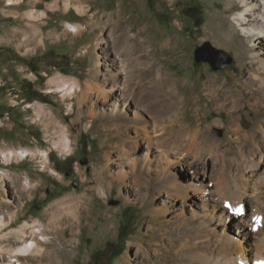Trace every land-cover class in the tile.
Masks as SVG:
<instances>
[{
	"label": "rangeland",
	"instance_id": "374dc122",
	"mask_svg": "<svg viewBox=\"0 0 264 264\" xmlns=\"http://www.w3.org/2000/svg\"><path fill=\"white\" fill-rule=\"evenodd\" d=\"M244 8L243 0H0V152H31L0 158V264H221L238 251L264 264V40L255 47L234 34ZM114 13L144 46L120 40ZM206 42L233 61L197 62ZM160 75L176 81L182 109L159 106ZM70 194L89 198L81 221L47 228L48 209ZM212 214L229 225L213 231ZM33 226L47 239L33 238ZM31 240L35 248L14 262Z\"/></svg>",
	"mask_w": 264,
	"mask_h": 264
},
{
	"label": "bare ground",
	"instance_id": "6f19581e",
	"mask_svg": "<svg viewBox=\"0 0 264 264\" xmlns=\"http://www.w3.org/2000/svg\"><path fill=\"white\" fill-rule=\"evenodd\" d=\"M244 2V9L239 11L238 13H236L235 16V21L237 23V25L240 26V29L242 30V32H239L238 30H234V34L238 35L241 33V35L243 36H251L253 37V46H258L261 43V40H264V0L262 1H254L253 3L250 0H243ZM117 13V12H116ZM116 13L109 15L111 18L109 19L108 22H110L111 24H115L118 23L117 21H119L120 25L115 26L114 27V33L117 31H120V40L121 41H125V40H131L134 39V42H137L138 44H141L142 46H144L146 44V40H142L139 38V36L137 35L136 37H132L133 35L126 29V26L124 25L125 23H123L122 18L117 15ZM114 18H117V20H115L114 23ZM69 26L71 27V30L77 31L79 29V24H69ZM252 28H251V27ZM116 28H118L116 30ZM113 33V34H114ZM154 67H156V65H154ZM155 83H154V87H155V93H157V96L159 97V106L160 107H166L167 106V110L170 111L171 109H176V110H180L182 109L185 105L186 102L182 99H180L177 95V91L175 89H172V86L175 87L173 84L176 83L175 80H170L168 78H165L164 76L160 75V76H156L155 77ZM146 88V87H145ZM150 89V88H149ZM177 89V88H176ZM146 90V89H145ZM148 90V89H147ZM102 91V90H101ZM150 91V90H149ZM146 92V91H145ZM152 92V91H150ZM147 93V92H146ZM149 95V94H148ZM144 97V96H143ZM146 97H148L146 95ZM223 98L225 99H232L235 102L237 101V96L235 93H233L232 91H225L223 93ZM164 103V104H163ZM231 126L234 128V130L236 131V133L238 135H242V130L239 127V125L237 124V122L234 120L233 123L231 124ZM210 138L206 135L203 136V140L205 141V146L207 148V150H209V152L213 151V143L214 142H210L209 140ZM198 148V146H197ZM197 153V152H196ZM31 154L30 151H26L22 150V152L19 151H15L12 150L9 153H5V152H0V158H5L8 156H23V157H28ZM196 172V171H195ZM6 174V173H5ZM27 181L30 182L29 178L27 179ZM26 183L28 184V186L30 185V183ZM172 183V182H171ZM222 185V184H221ZM176 186V185H175ZM30 188V187H28ZM184 191V190H183ZM205 191V190H203ZM219 191V190H218ZM227 192V191H226ZM225 192V193H226ZM229 192V191H228ZM186 193V192H185ZM204 193V192H203ZM207 193V191H206ZM201 194V193H200ZM239 194V193H238ZM237 194V195H238ZM181 196H183L184 194L180 193ZM208 195V194H206ZM220 195V194H219ZM224 192L222 193V196H224ZM232 195V194H230ZM226 196V195H225ZM235 196V195H233ZM187 197V196H186ZM204 197V196H203ZM211 198V197H210ZM234 198V197H233ZM237 198V197H236ZM208 199V198H207ZM212 199V198H211ZM231 199V198H230ZM238 199V198H237ZM219 200V199H218ZM225 200V199H224ZM235 200V199H234ZM89 201V198L87 195H73L70 194L68 197H66L65 200H61L58 201L57 203H55L53 206L50 207V209H48L47 213L45 214V218L47 219V223H46V227L48 228L50 223L52 221H54V223L61 224L62 222L64 223H69V225H67V229L72 230L73 228H75L76 224L78 222L81 221L82 216L86 213V205ZM227 201V200H226ZM221 202V201H219ZM229 203V202H228ZM234 204V203H233ZM241 205V204H240ZM233 206V205H232ZM235 206V205H234ZM237 206V205H236ZM236 210V209H235ZM240 212V211H239ZM240 214V213H239ZM258 214V213H257ZM260 217V213L258 214ZM257 215V217H258ZM262 215V214H261ZM2 218H4L5 216L1 215ZM256 217V216H255ZM261 218V217H260ZM200 219V218H199ZM263 217L260 219L262 220ZM207 220V222H211L214 223L215 226L213 227V231L218 230V227L220 226H224L227 227L229 225V223H227V218H225L223 215H211L209 218L205 219ZM201 222V221H200ZM5 223V222H4ZM3 221H0V233H1V228L4 225ZM257 223V222H256ZM203 224V223H202ZM213 225V224H212ZM208 226V225H207ZM206 226V227H207ZM236 226V225H235ZM256 226V225H255ZM34 227V226H33ZM61 227V226H60ZM197 227V226H196ZM195 227V228H196ZM204 227V226H203ZM211 227V226H210ZM257 227V226H256ZM255 227V228H256ZM259 227V226H258ZM251 228V227H250ZM249 228V229H250ZM199 229V228H197ZM200 230V229H199ZM255 230V229H253ZM258 230V228L256 229ZM34 231V232H33ZM32 231V236L33 238L36 237V235H38L40 237L41 240H46L47 236L42 232V228H36L34 227V230ZM251 231V230H250ZM216 233V232H215ZM213 234V233H212ZM250 234V233H249ZM200 235V234H199ZM217 236V235H216ZM219 236V235H218ZM234 236V235H233ZM204 238V237H203ZM264 238V237H263ZM262 238V239H263ZM209 239V238H208ZM219 239V238H218ZM259 239V238H258ZM257 239V240H258ZM233 240V239H232ZM232 240L230 239L229 242V246L230 248H233L234 244H232ZM261 241V240H259ZM227 242V243H228ZM34 240L31 241H27L23 246H20L18 248H15V252H13L14 254H12V260L14 262H16L17 260H19L20 258H16L18 255L19 256H23V255H27L28 251L33 250L34 247ZM259 244V243H258ZM202 245V244H201ZM215 245V244H214ZM255 245V243H254ZM208 248V247H207ZM221 248V246H220ZM226 248V247H225ZM262 248V246L260 247ZM259 250V249H258ZM191 252V251H190ZM203 252V251H202ZM213 252V251H212ZM222 252V251H221ZM193 253V252H192ZM255 253V252H254ZM253 253V254H254ZM263 253V252H261ZM210 254V253H209ZM256 254V253H255ZM190 255V254H189ZM193 255V254H192ZM191 255V256H192ZM200 255V254H199ZM214 255V254H213ZM10 256V257H11ZM194 256V255H193ZM198 256V255H197ZM202 256V255H201ZM216 257V256H215ZM219 257V256H218ZM199 258V257H198ZM223 258V261L221 264H250V261L246 258V256L242 253V251H238L236 253H229V254H225ZM221 259V258H220ZM203 260V259H202ZM210 260V259H209ZM262 260V259H261ZM20 261V260H19ZM206 262V261H205ZM214 262V261H213ZM264 262V261H263ZM202 263V262H201ZM217 263V262H216ZM200 264V263H199ZM253 264H260L258 263L257 260H254Z\"/></svg>",
	"mask_w": 264,
	"mask_h": 264
},
{
	"label": "water",
	"instance_id": "95a60500",
	"mask_svg": "<svg viewBox=\"0 0 264 264\" xmlns=\"http://www.w3.org/2000/svg\"><path fill=\"white\" fill-rule=\"evenodd\" d=\"M195 60L197 62H208L213 68L221 69L229 65L233 61V57L224 50L217 49L210 45L209 42H206L195 49ZM219 133H222V131L219 130ZM81 162L82 164H87L88 158H82Z\"/></svg>",
	"mask_w": 264,
	"mask_h": 264
},
{
	"label": "trees",
	"instance_id": "16d2710c",
	"mask_svg": "<svg viewBox=\"0 0 264 264\" xmlns=\"http://www.w3.org/2000/svg\"><path fill=\"white\" fill-rule=\"evenodd\" d=\"M191 9H193L191 16L194 18V21H196V27H200L203 24V22L198 21V18L202 15V12L198 10L199 7H192ZM60 61H62L66 65V67H69L70 64H71V62H72L71 56L68 55V54H66V53L65 54H62ZM54 66L57 67V68L62 67L58 63L54 64ZM64 71H65V69H64ZM28 84L30 85L31 83L29 82ZM34 93H35V96L36 97L40 96V92H38V90H34ZM41 99H42V101L47 102V100L45 98H41ZM53 160H54V162L63 163L62 160H59L55 156L53 157ZM126 225H127V223L120 225V239H121L122 242L125 241L126 238H127V236H128V233L124 231ZM123 250H124V247L122 246L120 248V250H119V253H122Z\"/></svg>",
	"mask_w": 264,
	"mask_h": 264
}]
</instances>
